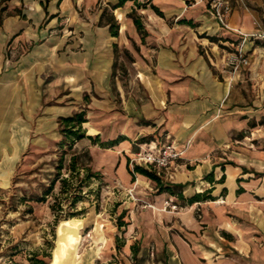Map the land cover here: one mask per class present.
<instances>
[{
	"label": "crops",
	"instance_id": "1",
	"mask_svg": "<svg viewBox=\"0 0 264 264\" xmlns=\"http://www.w3.org/2000/svg\"><path fill=\"white\" fill-rule=\"evenodd\" d=\"M117 1L6 0L0 186L32 133L55 132L59 118L74 113L62 100L85 93L90 110L81 127L93 132L84 135L111 140L110 147L85 142V165L123 187L127 218L119 248L108 242L107 252L78 264H264V39L254 37L264 32V0H231L225 25L206 0H126L112 8ZM243 33L254 36L242 40ZM238 42L249 64L230 72L224 58ZM119 46L134 70L131 92L116 77L126 65L115 66ZM145 134L152 135L134 141ZM166 134L178 156L160 180L179 185L185 199L207 197L179 200L130 170L139 146ZM166 200L178 210H164Z\"/></svg>",
	"mask_w": 264,
	"mask_h": 264
},
{
	"label": "rangeland",
	"instance_id": "2",
	"mask_svg": "<svg viewBox=\"0 0 264 264\" xmlns=\"http://www.w3.org/2000/svg\"><path fill=\"white\" fill-rule=\"evenodd\" d=\"M5 6L6 0H0V18ZM114 61L116 67L119 61L126 64L117 70L116 77L125 90L133 91L136 85L130 83V78L134 70L130 55L122 46L116 48ZM88 102L85 93L80 95L78 102L64 98L63 110L74 106L73 112L83 110L87 116ZM85 126L84 133L93 132L88 124ZM59 128L57 124L55 132L41 137L32 133L7 184L0 186V264H32L37 259L49 264L52 256V264H69L73 256V264H78L81 256L90 258L107 252L108 242H113L116 249L122 244V226L127 218L121 204L123 187L116 180L106 181L100 175L83 180L82 167L88 165L85 142L97 141L100 147H108L111 140H101L96 135L88 139L84 135L83 141L69 142L62 139ZM151 135H139L134 141ZM120 137L117 135L113 139ZM72 154L76 155L77 170L69 168ZM59 160L62 165L56 169ZM133 166H129L132 171ZM61 178H66V182ZM45 191L44 198L36 200ZM122 211L119 220L123 225L118 226L117 217Z\"/></svg>",
	"mask_w": 264,
	"mask_h": 264
},
{
	"label": "built area",
	"instance_id": "3",
	"mask_svg": "<svg viewBox=\"0 0 264 264\" xmlns=\"http://www.w3.org/2000/svg\"><path fill=\"white\" fill-rule=\"evenodd\" d=\"M207 11L221 25L226 24V19L231 11V0H206ZM253 34H242V40L252 38ZM254 36V35H253ZM254 37L264 39V32L256 34ZM249 64L246 52L242 49L240 42L236 44L233 50L227 51L224 58V66L230 72H235L241 66ZM178 156L171 138L166 134L158 141H148L139 146L137 152L130 159V163L143 166L153 171L157 176L162 170L167 169L173 160ZM164 210H178L179 206L166 200L163 203Z\"/></svg>",
	"mask_w": 264,
	"mask_h": 264
},
{
	"label": "trees",
	"instance_id": "4",
	"mask_svg": "<svg viewBox=\"0 0 264 264\" xmlns=\"http://www.w3.org/2000/svg\"><path fill=\"white\" fill-rule=\"evenodd\" d=\"M124 1H126V0H118L117 3L112 6V8L120 6ZM136 5H140V3L137 2ZM110 19H111V17H110ZM133 22L136 25L137 29L143 33L142 24H141L140 20L137 17H133ZM109 27H110L112 34L115 35L116 31L112 30V28L116 27V25L114 24L113 21L109 22ZM84 115H85V112L83 110H80V111H76V112L72 113L69 116L59 118V125H60L59 132L61 133L63 140L73 142L74 140L79 139V138L84 136V129L81 127L82 122L85 121ZM113 141H115V140H113ZM58 145H59V147H61L62 141H60L58 143ZM75 158H76V155L72 154L71 159H70V165H69V168L72 170H77V168L75 167ZM61 165H62L61 160H59L58 164H56V166H55L56 169H60ZM82 168L85 171L83 180L87 177H90V176H99V174L97 172L91 171L90 168L88 166H86L85 164ZM133 171L138 172L140 174H143V175L151 178L152 180H154L156 183L157 191L160 192V191L165 190V191L175 195L179 200L186 201V202H192L194 200H198V199L207 197V196H205L204 193H195L191 197L185 199L181 193L179 185H171V184L163 183L160 180L159 176H157L153 171L148 170L145 167H142L139 165H134ZM61 181L66 182V178H61ZM81 182H82V180L79 181V184ZM46 193H47L46 191L41 193V195L36 197V200H42ZM123 213H124V211H122L121 214H119L117 217L118 226L123 225L121 223V220H119L122 217ZM63 224H64V222H63ZM53 259H54V256H52L51 262L49 264L53 263ZM32 264H45V262L42 259H37Z\"/></svg>",
	"mask_w": 264,
	"mask_h": 264
}]
</instances>
